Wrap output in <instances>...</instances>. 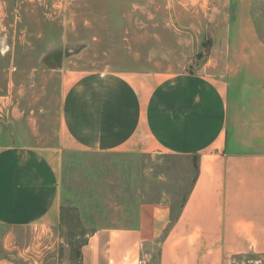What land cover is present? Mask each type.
Instances as JSON below:
<instances>
[{
	"label": "crops",
	"instance_id": "crops-1",
	"mask_svg": "<svg viewBox=\"0 0 264 264\" xmlns=\"http://www.w3.org/2000/svg\"><path fill=\"white\" fill-rule=\"evenodd\" d=\"M194 1L184 6L202 9L210 24L199 27L196 38L208 47L197 67H163L156 56L142 62L134 48L118 65L57 68L54 109L51 97L36 115L2 98L0 224L61 225L67 150L194 156L183 201L121 208L127 222L90 232L79 264H264V43L252 0H215L210 16L207 0Z\"/></svg>",
	"mask_w": 264,
	"mask_h": 264
},
{
	"label": "rangeland",
	"instance_id": "rangeland-1",
	"mask_svg": "<svg viewBox=\"0 0 264 264\" xmlns=\"http://www.w3.org/2000/svg\"><path fill=\"white\" fill-rule=\"evenodd\" d=\"M195 2L0 0V101L9 95L18 101L19 111L33 110L36 115L45 112L51 97L54 109L59 68L78 73L118 65L129 60L127 52L134 48L142 62L156 56L163 67H197L208 40L200 44L196 37L208 20L202 9V15L191 14L184 6ZM215 3L218 6L215 0L206 1L207 15L216 12ZM197 7L201 8L194 10ZM251 13L264 43V0H252ZM181 35L185 39L178 38ZM1 109L0 118L4 117ZM195 173L194 156L67 150L63 153L61 225L12 231L0 224V264H79L80 247L90 232L125 223L127 214L120 209L140 201L167 200L176 206ZM240 260L255 264L244 257Z\"/></svg>",
	"mask_w": 264,
	"mask_h": 264
},
{
	"label": "built area",
	"instance_id": "built-area-1",
	"mask_svg": "<svg viewBox=\"0 0 264 264\" xmlns=\"http://www.w3.org/2000/svg\"><path fill=\"white\" fill-rule=\"evenodd\" d=\"M138 264H144L143 260H139Z\"/></svg>",
	"mask_w": 264,
	"mask_h": 264
},
{
	"label": "trees",
	"instance_id": "trees-1",
	"mask_svg": "<svg viewBox=\"0 0 264 264\" xmlns=\"http://www.w3.org/2000/svg\"><path fill=\"white\" fill-rule=\"evenodd\" d=\"M182 201H183V199H182Z\"/></svg>",
	"mask_w": 264,
	"mask_h": 264
}]
</instances>
